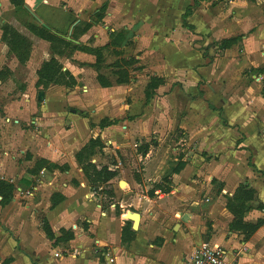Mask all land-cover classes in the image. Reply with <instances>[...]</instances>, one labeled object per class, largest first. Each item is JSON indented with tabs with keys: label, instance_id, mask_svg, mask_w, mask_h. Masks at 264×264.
Wrapping results in <instances>:
<instances>
[{
	"label": "crops",
	"instance_id": "1",
	"mask_svg": "<svg viewBox=\"0 0 264 264\" xmlns=\"http://www.w3.org/2000/svg\"><path fill=\"white\" fill-rule=\"evenodd\" d=\"M23 1L26 10L47 27L50 22L59 24L58 21L69 14L76 19L73 25L76 26L87 21L86 16H91L92 12L95 14L100 3V0ZM107 1L103 19L96 23L87 21L94 47H103L108 43L107 22L110 21L114 0ZM60 5L64 8L61 9ZM110 32L113 30L110 29ZM221 34L225 35L217 37L218 44L222 40L236 38L226 28ZM189 37L194 35L189 34ZM175 43L167 57L168 62L163 61L169 71L166 75L168 82L171 88L174 86L176 89L175 92L170 91V97L177 92L186 97L187 106L175 123L187 132L200 129L201 138L205 135L211 148L205 149L208 154L204 159L200 158L199 165L194 166L191 158L186 156L175 159L176 164L169 173H159L161 179L153 183L159 184L167 178L168 189L167 184L161 185L164 191L151 186L148 195H143L142 183L124 180V172L117 165H112L113 169L107 168L116 173L110 182L116 201L103 210L96 202V195H92L75 155L91 139V133H97L99 129L98 132L105 135L104 132L109 130L107 128L116 127L120 122L106 114L97 124L91 122L90 128L88 119L79 117L78 113H60V107L49 103L48 93L44 105L39 109L34 107L33 112L37 116L33 120L36 132L49 138L50 152L56 153L49 154L44 146L40 152L37 147L31 148L32 160L37 157L50 163L53 173L48 176L53 178L52 181L60 176L59 171H54L55 166L66 165L63 178L73 181L75 187L67 182L58 185L57 180L52 183L47 178L38 182L39 176L30 173V166L25 168L33 162L20 160L23 163L19 164L20 151L9 152V147L14 149L18 141L24 142L26 148L31 147L35 140L25 142L31 131L19 132V120H13L18 121L17 125L10 120L16 117V110L0 107L5 115L4 119L0 116V177L11 183L17 193H29L21 199L13 194L8 205L0 206V264L6 260H10L8 264H183L201 243L222 247L236 264H264V224L245 240L244 233L230 228L233 217L226 210L227 199L232 198L239 187H245L254 195L242 222L250 225L264 222V68L258 75L249 71L257 61L251 62L253 54L246 48L241 58L231 56L237 45L228 50H218L215 47L217 43L205 46L208 52H225L224 57L217 56L215 59L213 52L204 56L185 53L187 45L182 42L176 46ZM242 43H247V40ZM248 48L251 49L250 46ZM103 64L100 71L110 66ZM105 77L110 86H93L96 98L128 87L117 84L113 76ZM76 81L79 83L77 77ZM91 91L90 85L86 93ZM108 100L111 103V99ZM194 105L199 108L195 110ZM19 108H16L17 112ZM129 112L126 114L128 117L135 115L133 111ZM140 112L127 123L146 125L147 117ZM51 115L57 117L56 126L44 122L45 117ZM105 119L116 124L102 132L99 125ZM64 126L66 129H62ZM108 143L118 149L117 143ZM178 164H183V167L174 173ZM61 177L59 180L63 179ZM213 182L217 185L216 189ZM150 193H153L152 197H149ZM53 194L62 195L64 200L51 209ZM206 199L212 200V203H205ZM22 204L24 207L20 206ZM117 207L118 213L115 212ZM80 221L84 229L80 228ZM135 221L137 228L133 227ZM125 223L130 224L135 235L130 243L123 244L121 231ZM44 225L50 228L53 241L46 238L42 230ZM106 254L113 259V263L108 261Z\"/></svg>",
	"mask_w": 264,
	"mask_h": 264
},
{
	"label": "rangeland",
	"instance_id": "2",
	"mask_svg": "<svg viewBox=\"0 0 264 264\" xmlns=\"http://www.w3.org/2000/svg\"><path fill=\"white\" fill-rule=\"evenodd\" d=\"M114 1L110 21L107 22L108 43L103 47H94L93 38L89 32L90 24L87 21L91 20L96 23L102 20L107 9V0H100L95 14L92 12L91 16H86L87 21L73 26L76 19L69 14L58 21L59 24L50 22L48 27L36 15L29 13L24 6L16 7L9 0H0V107L5 106L16 110V117L10 118V120L11 123L14 122V125L15 123L17 125L18 121L13 120H19V126H17L19 132L31 131V136L25 140V142L35 140L30 145L31 147L26 148L24 142L18 141L14 145V149L9 147V152L20 151L19 164L23 163L20 160L33 162L31 165H26L25 168L30 166L31 172L35 171L34 174L39 176L38 182L44 181L46 178L51 181L53 179L48 176L53 173L50 163L48 162V165L38 163L40 160L37 157L32 160L34 156L30 151L31 148L37 147L40 152L44 146L49 150L47 151L49 154L52 153L49 144H47L50 142L49 138L36 132L33 120L37 116V113L33 112L34 107L37 106L39 109L44 105L46 93L49 94L47 98L49 103L60 107L59 110L62 111L60 113L66 115L74 111V114L78 113L79 117L88 119L90 128H92L91 122L97 124L106 114L114 120L117 119L120 123L117 121L119 124L116 127L107 128L109 130L106 133L104 132L105 128L101 129L105 135L100 134L98 128L97 133H91V139L95 136L94 138L99 139L105 147L104 151H95L91 162L98 168H111L112 165H117L118 169L124 172V180L135 181L134 177L139 178L142 183V194L148 195L150 188L159 184L165 186L168 183V180L166 183L160 181L159 184L153 183V181L161 179L159 173L162 171L166 174L169 173L176 164L175 159H184L187 156L191 158L194 166L199 165L200 158L204 159L208 154L205 149L211 148L208 139L204 138L205 135L204 139L201 138L200 129H191L187 132L177 127L175 123L187 104L186 97L178 92L171 97L169 94L170 91L175 92L176 89L174 86L171 88L170 82H168L166 75L169 71L163 61L167 60L171 47L175 42H178L175 43L176 46L184 42L187 45L185 53L204 56L213 52L215 59L217 56L224 57L225 52L209 49L210 52H208L205 46L218 44L217 37L224 36L225 34L221 33L226 28L230 31V35L233 34L238 38L235 52L233 50L230 55L241 58L246 48L253 54L251 62H258H256V66L251 64L252 67L249 71L258 75L264 68V0H197L198 6L188 18H184L185 10L193 6V0ZM60 8L63 9L64 5H60ZM100 17L101 19H99ZM56 28L60 30L58 31ZM110 29L113 32H110ZM44 30L70 45L54 43L57 46V51L54 53L52 43L36 32ZM189 34H193L194 37H189ZM253 35L255 37H252ZM258 35H260L259 41L256 39ZM103 37H105L104 34ZM246 40L247 43H242ZM249 46L251 49L248 48ZM180 51L183 55V48ZM51 60L57 62L58 72L70 74L74 80L73 86L48 83L49 81L54 82L58 78L56 70L52 72L47 70L44 82L37 85V73L45 63ZM246 61L248 62V58ZM102 63L110 66L95 74L94 68L100 69ZM105 75L113 76L116 78V82H123L128 87L110 95L102 94L97 98L94 97L97 96V93L93 86L96 84L100 86L98 76L106 81ZM76 77L79 79V83L76 81ZM63 82L67 83V79H64ZM68 82L70 83V81ZM100 82L102 83V81ZM90 85L92 91L87 94V88ZM160 86L161 88H159ZM200 94L199 91L198 95L200 96ZM108 99H111V103ZM16 108H19V113ZM197 108L199 107L194 105V109L197 110ZM130 110L135 115L128 117ZM140 111L146 115L147 124H128L127 121L131 122L132 119L139 116ZM174 111L176 112L174 113ZM0 116L4 119L5 115L2 114V110H0ZM44 120L46 124L56 126V116L51 115L45 117ZM100 123L105 125L108 120H102ZM65 126L62 129H66ZM108 141L117 143L118 147L115 146L119 150L114 149V146ZM18 144L19 146H17ZM22 148L27 151L21 153L24 150ZM54 152L56 153V151ZM70 154H72V150ZM64 168H67L66 165L55 166L54 171L60 173V176L56 178L57 184L61 185L63 182H67L75 187L73 181L69 182L63 178V173L66 171ZM154 174L156 175L153 176ZM144 175L146 177H143ZM60 177L63 179L59 180ZM2 181L5 179L0 177V182ZM212 184L216 189V183ZM16 191L13 187L12 197L14 194L21 199L22 196L29 195L25 191L18 193ZM92 195L95 196L94 193ZM97 195L96 202L102 206L103 210L108 209L110 203L116 201L115 198L109 199L105 195ZM230 199L228 198L227 201ZM205 203H212V200L206 199ZM248 203L245 204L246 209L241 215L242 219L248 209ZM227 204L228 202H226L228 211ZM230 205L234 210L238 208L236 202L231 201ZM20 206L24 207V204ZM118 210L117 207L115 212L118 213ZM231 216L233 217L232 224H234L236 219L232 214ZM79 226L84 229L82 221L79 222ZM134 228H137V221Z\"/></svg>",
	"mask_w": 264,
	"mask_h": 264
},
{
	"label": "trees",
	"instance_id": "3",
	"mask_svg": "<svg viewBox=\"0 0 264 264\" xmlns=\"http://www.w3.org/2000/svg\"><path fill=\"white\" fill-rule=\"evenodd\" d=\"M9 1L12 5H14L16 7H19L21 5L24 6L23 0H9ZM197 6H198V1L193 0V6L187 8L185 10L184 18H188L189 16H191L193 13V10ZM99 19H101V17ZM86 27H88V26H86ZM89 28H90V26H89ZM36 32H39L38 34L42 38L45 39V37H46V39L52 43V51L54 53H56L55 51H57V48H56L57 46L54 43L63 44L64 46L70 45L68 42H64V41L60 40V38L58 39L56 36H53V34H50L47 30L36 31ZM120 41H121V39H120ZM237 42H238V38H230V39L222 40L218 44V46H215V47L218 50H228L231 47H233L234 45H236ZM56 63L57 62H55L54 60H51L50 62L45 63L43 65L42 69L37 73V76H38L37 85L44 82V75L47 72V70L49 72L56 70L55 73L58 74V78L56 79V81H54V82L49 81L48 83H52L53 85H59V83L62 85H66V86H73L74 85V80L68 72H62V73L58 72L59 70L57 69L58 66ZM20 64H21V62H20ZM94 69L96 72L100 71V69H98V68H94ZM113 74L116 76L115 73H113ZM64 79H67V83L63 82ZM97 79H98V83L100 84L101 87L105 88V87L110 86V83L107 80L105 81L101 76H98ZM68 81H70V83ZM100 81H102V83ZM116 83L117 84H125L123 82H116ZM45 86H46V84H45ZM210 110L215 111V109L213 107H210ZM115 124H116V122H114V121L108 122L105 125H101V123H100L99 127H100V129H104V128H107L109 126H113ZM103 148L104 147L100 143L99 139H90L88 141V143L86 145H84L77 152V154L75 155V161H76L77 165L80 167L84 178L87 180V182L89 184L90 191L92 193H94V195L101 194V195H105L109 199H113L114 194H113V190H112V187L110 185V182L116 177V173L109 171L107 167L98 168L97 166H95L91 162V158L94 156L95 151L96 150H102ZM38 163L48 165V162L45 160H41ZM182 167H183V164H178L176 166V168L173 170V172L178 173ZM64 170H67V168H64ZM30 173L34 174L35 171L30 172ZM134 180L137 184L141 183L140 179L137 177L136 178L134 177ZM167 180L168 179L165 178L162 180V182L166 183ZM167 185H169V182L167 183ZM156 188L161 190V191H164V189L162 188L161 185H157ZM166 188L168 189V186ZM12 192H13V186L11 184H9L5 181L0 182V206L1 207H5L6 205H8V203H10V201L12 200ZM253 195H254V192L252 190L246 189L245 187H239L235 191L233 197L227 201L228 202L227 209L230 212V214H232L236 219V222H234V224H232L231 229L234 231H240V232L244 233L245 239H249L257 231V229H259L264 224L263 221H258L255 225L245 224L242 222L241 215H242L243 211L246 209L245 204L247 202L252 201ZM152 196H153V193H150L149 197H152ZM63 200H64V198L62 195L53 194L50 198V205H51L50 208L51 209L55 208ZM231 201L237 203V205H238L237 209L234 210L233 208H231V205H230ZM42 230H43V232H44V234L48 240H50V241L54 240L53 234L47 225H44L42 227ZM134 235H135V233L131 230L130 224L125 223V225L121 231V242L123 244L130 243L134 239ZM9 261L10 260H6L4 262V264H8Z\"/></svg>",
	"mask_w": 264,
	"mask_h": 264
},
{
	"label": "built area",
	"instance_id": "4",
	"mask_svg": "<svg viewBox=\"0 0 264 264\" xmlns=\"http://www.w3.org/2000/svg\"><path fill=\"white\" fill-rule=\"evenodd\" d=\"M109 262L113 263V259L106 254ZM183 264H236L227 256V252L220 246L201 243L191 256Z\"/></svg>",
	"mask_w": 264,
	"mask_h": 264
},
{
	"label": "water",
	"instance_id": "5",
	"mask_svg": "<svg viewBox=\"0 0 264 264\" xmlns=\"http://www.w3.org/2000/svg\"><path fill=\"white\" fill-rule=\"evenodd\" d=\"M135 222H136V221H135ZM134 226H135V224H134ZM134 226H133V227H134Z\"/></svg>",
	"mask_w": 264,
	"mask_h": 264
}]
</instances>
